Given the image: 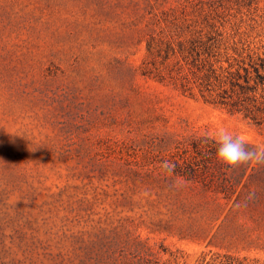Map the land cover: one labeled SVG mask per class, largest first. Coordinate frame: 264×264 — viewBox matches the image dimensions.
I'll return each instance as SVG.
<instances>
[{
    "label": "rangeland",
    "instance_id": "1",
    "mask_svg": "<svg viewBox=\"0 0 264 264\" xmlns=\"http://www.w3.org/2000/svg\"><path fill=\"white\" fill-rule=\"evenodd\" d=\"M199 11L264 43L250 0H0V264L264 263V214L161 177L183 137L264 148V127L141 74L149 36Z\"/></svg>",
    "mask_w": 264,
    "mask_h": 264
},
{
    "label": "trees",
    "instance_id": "2",
    "mask_svg": "<svg viewBox=\"0 0 264 264\" xmlns=\"http://www.w3.org/2000/svg\"><path fill=\"white\" fill-rule=\"evenodd\" d=\"M199 15L201 22H172L167 32L149 36L141 74L171 84L184 95H198L207 103L264 127V43L251 38L253 28L215 20L212 12L199 11ZM203 136L175 140V150L161 160L162 164L170 161L176 165L169 174L161 164L165 184L206 203L233 198L231 212L263 215L264 165L229 169L218 161L217 146L211 140L203 142ZM253 191L255 196L249 200ZM203 263L264 264L230 253L214 254L209 259L205 255Z\"/></svg>",
    "mask_w": 264,
    "mask_h": 264
},
{
    "label": "clouds",
    "instance_id": "3",
    "mask_svg": "<svg viewBox=\"0 0 264 264\" xmlns=\"http://www.w3.org/2000/svg\"><path fill=\"white\" fill-rule=\"evenodd\" d=\"M202 139L203 142L211 140L217 146L218 161L229 169H236L248 164L264 165V148L250 147L247 141L227 129H218L212 137L205 134ZM175 167V163L170 161H164L162 164L163 170L169 174L175 171ZM254 196L255 192H250L248 199L250 200Z\"/></svg>",
    "mask_w": 264,
    "mask_h": 264
}]
</instances>
